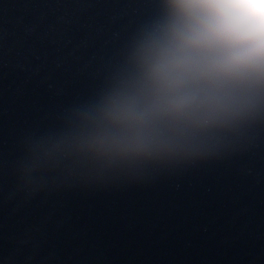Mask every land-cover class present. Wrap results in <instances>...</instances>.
<instances>
[{
  "label": "water",
  "instance_id": "95a60500",
  "mask_svg": "<svg viewBox=\"0 0 264 264\" xmlns=\"http://www.w3.org/2000/svg\"><path fill=\"white\" fill-rule=\"evenodd\" d=\"M155 0H0V264H264V122L136 174L30 169L119 69Z\"/></svg>",
  "mask_w": 264,
  "mask_h": 264
},
{
  "label": "clouds",
  "instance_id": "9594fccd",
  "mask_svg": "<svg viewBox=\"0 0 264 264\" xmlns=\"http://www.w3.org/2000/svg\"><path fill=\"white\" fill-rule=\"evenodd\" d=\"M264 122V0H155L110 81L37 137L30 169L136 174L216 155Z\"/></svg>",
  "mask_w": 264,
  "mask_h": 264
}]
</instances>
